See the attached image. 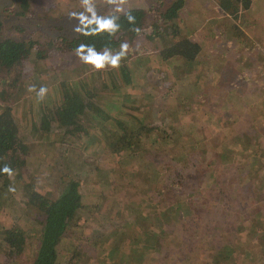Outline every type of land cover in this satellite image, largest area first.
Returning a JSON list of instances; mask_svg holds the SVG:
<instances>
[{"label":"rangeland","instance_id":"1","mask_svg":"<svg viewBox=\"0 0 264 264\" xmlns=\"http://www.w3.org/2000/svg\"><path fill=\"white\" fill-rule=\"evenodd\" d=\"M10 1L0 0V20L2 19L5 24L0 40L12 35L13 27H21L29 33H39L40 40L55 39L56 41L61 36L73 38L84 20L94 18L98 14L126 11L129 3L134 0H55V3L54 0H35V3L31 1L32 7L26 9L27 16L22 17L14 14L15 9L11 8ZM146 1L142 0V2ZM251 1L260 2V0ZM219 5V0H188L180 23L184 35L202 43L206 66L221 69L219 76L213 77V85L208 87L209 90H206L207 86L200 88L193 85L206 76L202 66L195 70L189 68V74L185 73L188 78L185 81L182 79V72L181 78L168 77L164 74L160 76V80H157L158 76L150 78L151 81L139 80V84H134V88H131L130 84L121 87V94L128 96L130 106L143 108L141 105L146 103L145 108L139 113L142 111L141 114L151 116V125L159 127H163L166 123L164 124L165 120L158 117H164L169 109L171 111L174 109L172 103L175 101H171V106H167L170 102H163L165 95L168 97L176 87L180 89L181 94H189L186 100L190 102L189 114L173 120V126L176 128L171 144H164V148L161 147V151L155 157L153 153L156 150L152 147L151 141L148 143V155L144 160L135 159L131 155L129 157L99 156L97 152L102 150L99 143L94 145L97 150L90 148L89 152L79 147L65 152L66 148L63 147L60 153L59 149H44L42 146L32 151L28 161L30 173L27 175L32 176L28 178L27 186L46 185L55 195L60 194L62 188L58 189L48 181L51 180L50 178H56L47 177L52 170L50 167L47 170L46 166L48 161L59 162L61 155L71 160L73 167L78 165L79 171L83 172L81 173L84 182L83 202L87 208L80 214L77 229L73 228L70 230L71 233L67 234L57 264H264V10L261 11L263 6L256 7L255 12L245 9L244 2L243 5H239L240 12L238 18L234 20L229 14L226 15ZM259 12L261 14H258ZM72 13L76 15L72 16ZM15 37L19 36L16 34ZM28 37L29 35L26 39ZM154 40L140 37L129 44L128 53L124 50L119 51V54L122 51L124 53L120 59L121 67L128 58L133 59L132 64H136L138 54L146 53V47L148 51L156 52L158 41ZM52 53L45 67L40 63L42 67L40 76L44 79L57 80V82L63 80L66 68L62 70L61 68L70 63L73 65L70 71L74 68L78 69L77 71H81L79 68L84 69L83 72L76 74L73 72L70 75L73 80L85 74L91 67L85 64L83 59L77 60L74 54L63 57L58 52L54 54L52 51ZM220 55L221 58H218ZM75 61L81 63L76 65ZM151 65L154 64H149L152 73L158 72V64ZM37 66L38 64L34 62L28 64L27 73L31 77L34 76ZM57 68L60 70L56 71ZM113 69L115 68L110 64L105 66L99 75L97 87L98 83L111 84ZM239 69L242 76L250 75V78L245 80L239 75H232V71ZM254 70L256 73L252 75ZM57 72L58 75L55 77ZM36 78L37 74L34 76L35 80ZM186 82L187 88L185 84L178 86V83ZM101 88L98 87V91ZM37 92H40V88ZM36 97L37 95H31L28 98L32 103H37ZM122 102L124 103V100ZM161 109H163L161 115L152 120L155 116L153 113ZM237 133L252 135L249 138L250 147L248 143L235 142ZM21 135L25 139H30L26 129L22 130ZM231 146L235 148L229 155L237 157L236 165L241 166L251 154L252 158L258 161L260 171L255 177H252L254 174H249V170L243 171L242 181L238 183L235 180L234 183L228 184L223 178L225 186L227 185L223 187L216 177L220 165L217 158ZM241 151L243 153H240ZM204 152H209L211 155L207 169L203 167V162L197 163L196 160L193 167H189L192 172L181 171L179 166L170 167L169 163L165 162L168 158L178 162L177 158L180 155L197 157L202 154L203 156ZM238 152L240 154L237 156ZM79 155L86 156V162L91 158L92 165L85 166L83 170ZM95 161L98 171L94 172ZM213 161L215 162L212 164ZM150 166L159 169V173L153 174ZM167 166L170 168L168 169ZM228 167L229 165L226 164L225 169ZM63 169L60 172L62 175L67 173ZM155 175L167 179L171 190L178 195L185 197L189 194L193 202L186 205L188 210L182 212L183 219L180 218L178 221H175V218L171 221L163 220L153 213L154 217L146 224L149 229L155 230V239L143 244L137 239L144 233L142 230L144 223L136 225L138 211L130 208L132 204L126 199L125 205L118 203L124 199L123 196L138 195L139 188L145 190L149 181L143 182V179L145 177L156 179ZM239 175L238 173L236 177L238 178ZM69 180L65 179V181ZM131 180L137 187L133 185L130 187ZM100 181L106 185L107 198L103 201V206L98 209L96 206L102 202L100 197L103 194L99 187ZM176 181L178 186L175 189L172 184ZM256 181L261 185L254 186L253 183ZM182 183H185L186 192H180V188H184L181 186ZM113 184L116 186L114 187ZM149 185V189H152L153 184ZM238 191L240 195H237ZM233 196H238L240 199L233 203ZM5 200L0 221L10 225L13 219L19 217L24 199L22 192L18 191L13 192L12 197H5ZM222 203L226 205L223 206ZM163 228H166L167 232L159 235ZM157 242H160L159 248L154 247ZM225 245L231 248H226L224 256L221 257L218 252ZM112 250L116 251L112 252ZM33 252V246H30L25 254L14 259L15 256L10 257L5 245L1 244L0 264H29ZM133 258L135 260L131 261ZM133 261L135 262L132 263Z\"/></svg>","mask_w":264,"mask_h":264},{"label":"trees","instance_id":"2","mask_svg":"<svg viewBox=\"0 0 264 264\" xmlns=\"http://www.w3.org/2000/svg\"><path fill=\"white\" fill-rule=\"evenodd\" d=\"M31 1L35 3V0H11V8L15 9L14 14L21 17L27 16L26 9L33 5ZM147 1L134 0L129 3L126 11L98 14L94 18L91 17L92 19L84 20L80 23L79 31L73 38L61 36L56 41L55 39L40 40V34L37 32L29 33L21 27H13L12 35L0 40V216H2L1 210L4 207L5 197H12L13 192L21 191L24 199L22 208L19 210V217L15 219L13 217L10 225L0 221V246L1 244L5 245L10 257L20 258L30 246H33L34 252L29 264H57L67 234L71 229H77L80 214L87 208L83 202L84 182L81 178L83 172L79 171L78 165L73 167L72 161L64 155H61L59 162L48 161L46 166L47 170L49 167L52 170L47 177L56 178H50L51 180L48 179V181L58 189L62 188L60 194L55 195L54 191L46 185H33L32 187L26 185L28 178L32 176H27L30 173L28 161L34 149L42 146L44 149L60 150L65 147V152H68L72 148L79 147L81 150L89 152L90 148L97 150L95 146L96 143H99L98 145L102 147L101 152H97L99 156L129 157L131 155L135 159L142 158L144 160L148 155V143L151 141L152 147L156 150L153 153L155 157L164 144H171L176 128L173 126V120L189 114L190 102L186 101L189 94H181L180 89L178 90L176 87V90L172 91L168 97L165 95L166 98L163 99V102H170L167 106H171V101H175L172 103L174 109L172 111L167 109L169 112H166L164 117H158L163 109L153 113L155 116L152 120L157 117L165 120L164 124H166L159 127L151 125V116L141 114L142 111L139 113L145 108L146 103L141 105L143 108L130 106L128 104L130 99L121 94V87L130 84L131 88H134V84H139L140 81H151L150 78L155 76H158L157 80H160V76L164 74L168 77L178 78L180 76L181 78L182 72V79L185 81L188 79L186 74H189V68L195 70L202 66L206 76L196 85L192 84L200 88L207 86L206 90H209L208 87L213 85V77L220 74V68L206 66L202 43L191 40L189 36L183 34V30L180 28L181 15L185 12L188 0ZM244 2L243 7L249 9L251 0H219V7L226 15L229 14L236 20L238 12H240L239 5H243ZM129 16L132 17L131 20ZM97 20L112 21L115 26L114 30H99V25L94 22ZM4 25L1 19L0 35L4 31ZM15 30L17 31L15 32ZM14 34L19 37H15ZM27 35L29 37L26 39ZM140 37L158 41L157 51L150 52L146 47V53L138 54L136 64L131 63L133 60L131 58H128L123 67H121L122 62H119V67L112 70L111 84L98 83V87H102L100 91H98L96 83L99 82V75L104 69L98 71L91 66L85 74L73 80L70 75L73 72L75 74L83 72L84 69L79 68L81 71H77L78 69L74 68L73 71H70V67L73 66L70 63L68 66H62L61 70L66 69L61 81L44 79L40 76L41 68L45 67L46 61L53 55L52 51L54 54L60 53L63 57L74 54L77 60L87 57L90 51L100 56L115 57L119 51L124 50L122 45H127L128 48L130 43H134ZM81 47L84 49L82 53L80 52ZM124 51L127 52V49ZM218 58H221V55ZM30 62L38 64L34 70V76L37 74L36 80L34 76L31 77L27 73V66ZM40 63H43L42 67H40ZM74 63L78 65L81 62L75 61ZM150 63L154 64L151 66L158 64V72L152 73L149 67ZM59 70L57 68L56 71ZM240 70L232 71V75H239L240 78L248 80L250 75L242 76L239 73ZM124 72H126L125 75ZM255 73L254 70L251 74ZM57 75L58 72L55 77ZM187 82L178 83V86L185 84L187 88ZM203 82L204 85H202ZM42 87L47 89V93L43 96L40 95V92L36 93L37 89L41 90ZM31 95H37V103H32L28 98ZM23 129L28 131L29 140L22 137ZM251 136V134L237 133L235 142L237 144L239 142L248 143V147H250L249 138ZM95 138L97 140H94ZM234 148V146L229 147L217 158L220 165L216 177L223 187L227 186H225L223 178L228 184L234 183L235 180L238 183L242 181L243 171L249 170V174H254L252 177H255L256 173L260 171L258 161H255L251 154L241 166L236 165L237 157L229 155L234 152ZM59 152L61 153V150ZM240 153L238 152L237 156ZM197 154H199L198 151ZM194 156L180 155L177 158L178 162L173 158H168L165 162L169 163L170 167L179 166L181 171L186 172H192L189 167H193L195 160L197 163L203 162V167L208 168L211 156L209 152H204L203 156L202 154ZM199 156L201 157L199 158ZM79 157L83 170L85 166L92 165L91 158L86 162V156L79 155ZM251 161L253 162L251 163ZM159 163L161 164L160 161ZM226 164L229 165L227 169H225ZM6 167L9 170L8 173L4 171ZM150 167L153 174L159 173L160 170L155 166ZM61 169L67 173L62 175ZM34 171L37 172V170ZM95 171H98L96 161L94 162ZM238 173L240 175L237 178ZM155 177L156 179L145 177L143 182L149 181L145 190L139 188L138 195L123 196L124 199L118 203L125 205V201L128 200L127 202L132 204L130 208L138 211L136 225L144 223L142 228L144 233L137 239L143 244L155 239V230L149 229L146 224L154 217L153 213L163 220L171 221L172 218H175V221H178L180 218L183 219L182 212L188 210L186 205L193 202L189 194L183 197V195L172 191L167 179H162L159 175H155ZM66 178L70 180L65 181ZM129 184L130 187L132 185L137 187L133 180L129 181ZM149 184H153L151 185L152 189H149ZM253 184L254 186L261 185L259 181ZM172 185L176 189L178 181ZM184 185L185 183L181 184V186ZM113 186L115 187L116 184ZM99 187L103 194L100 197L102 202L96 206L98 209L103 206V201H106L107 198L105 196L106 185L103 181H100ZM186 191L185 186L180 188V192ZM238 194L240 195V191L237 192ZM239 199L240 197L233 196V203ZM74 223H76L75 226ZM165 229H161L159 235L166 233ZM159 246L160 242H157L154 247L159 248ZM226 248L231 247L225 245L219 249L218 254L221 257L224 256ZM115 251L112 250V252ZM226 257L228 260V255Z\"/></svg>","mask_w":264,"mask_h":264},{"label":"clouds","instance_id":"3","mask_svg":"<svg viewBox=\"0 0 264 264\" xmlns=\"http://www.w3.org/2000/svg\"><path fill=\"white\" fill-rule=\"evenodd\" d=\"M72 16H75V13L71 14ZM81 19L83 20V17H81ZM129 19L131 20L132 17L129 16ZM95 23H97L99 25V30H108V31H113L114 30V24L112 21H94ZM77 31H79V29H77ZM122 49L126 50L127 49V45H122ZM84 51L83 47L80 48V52L82 53ZM123 51L115 56V57H109L107 55L104 56H100V55H96L93 52H89V55L87 57H82V59L84 60L85 64L91 65L95 70H103L105 69V66L107 64H110L113 68H118L119 67V62L121 59V56L123 55ZM30 90H34V89H30ZM47 89L46 88H41L40 90V95L43 96L46 93ZM4 171L6 173L9 172L8 168L6 167L4 169Z\"/></svg>","mask_w":264,"mask_h":264},{"label":"crops","instance_id":"4","mask_svg":"<svg viewBox=\"0 0 264 264\" xmlns=\"http://www.w3.org/2000/svg\"><path fill=\"white\" fill-rule=\"evenodd\" d=\"M261 6H263L262 9H261V11H263V10H264V0H260L259 3H254L253 1H251V5H250V8H249V9H250L251 11L255 12V11H254L255 8H256V7H261ZM258 14H261V12H259Z\"/></svg>","mask_w":264,"mask_h":264}]
</instances>
